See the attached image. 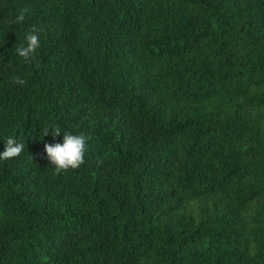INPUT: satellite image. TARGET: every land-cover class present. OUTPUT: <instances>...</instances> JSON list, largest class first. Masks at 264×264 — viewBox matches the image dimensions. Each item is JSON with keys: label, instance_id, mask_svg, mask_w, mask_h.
Returning <instances> with one entry per match:
<instances>
[{"label": "trees", "instance_id": "obj_1", "mask_svg": "<svg viewBox=\"0 0 264 264\" xmlns=\"http://www.w3.org/2000/svg\"><path fill=\"white\" fill-rule=\"evenodd\" d=\"M9 137L0 264H264V0H0Z\"/></svg>", "mask_w": 264, "mask_h": 264}, {"label": "clouds", "instance_id": "obj_2", "mask_svg": "<svg viewBox=\"0 0 264 264\" xmlns=\"http://www.w3.org/2000/svg\"><path fill=\"white\" fill-rule=\"evenodd\" d=\"M28 9L21 10L13 23L19 24L24 21L25 14ZM40 30L34 28L27 37V46H20L16 49L20 57L25 60H31L36 50L40 47V36L37 34ZM14 83L24 84L25 81L19 77L14 78ZM52 134L53 137L61 135L59 128L55 125L49 126L44 131V136ZM89 137L85 134H71L67 131L63 132V142L56 144H45L44 150L47 154L51 165L55 166L57 172L67 171L69 169H78L84 164V156L88 145ZM26 145L23 142H18L12 137L7 138L5 148L0 153V160H8L21 155L25 150Z\"/></svg>", "mask_w": 264, "mask_h": 264}]
</instances>
